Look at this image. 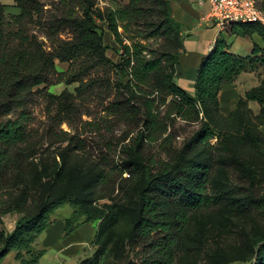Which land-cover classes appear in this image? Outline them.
Returning <instances> with one entry per match:
<instances>
[{"label": "rangeland", "instance_id": "obj_1", "mask_svg": "<svg viewBox=\"0 0 264 264\" xmlns=\"http://www.w3.org/2000/svg\"><path fill=\"white\" fill-rule=\"evenodd\" d=\"M161 1L167 4L161 9L160 0L149 1L151 23L155 25L149 28L141 23L130 35L135 38L141 33L142 38L135 41L147 46V59H161V71L150 74L145 84L130 86V79L121 77L117 65L122 48L106 22L98 21L108 62L93 61L87 52L68 63L56 60L51 85L35 88L24 111L18 109L2 119L15 120L22 112L27 116L24 142L8 150V158L21 162L22 168L12 171L10 185L0 189V231L12 234L18 222L40 212L50 194L66 189L74 197L54 208L48 216V228L58 230L62 222L66 231V222H70L78 230L92 218L100 219L87 223L93 227L94 236L78 254L47 251L44 232L29 250H13L0 257V264H21L43 251L47 257L38 264H157L154 243L162 238L161 233L140 240L134 229L140 193L148 180H156L162 173L176 175L186 153L198 161L208 160L201 163L208 164L207 193L214 204L190 213L173 264L256 263L257 252L264 248V146L243 141L233 156L223 150L224 136L209 140V153L199 145L202 121H188L178 115L177 99L165 83V76L171 75L176 84L186 36L182 28L180 37L151 33L163 22L167 7L178 0ZM37 2L39 15L25 19L22 25L13 22L14 16L5 15L7 31L24 26L48 51L61 42L75 41L71 29L59 26L53 35L51 27L67 14L83 18L77 1ZM91 2L106 18L113 9L127 8L130 0ZM259 3L264 8V0ZM124 40L132 45L128 35ZM236 45L238 51L247 47L242 41ZM250 121L264 135V117ZM224 122V132L241 138L243 129L237 122ZM23 195H27L26 203L18 208ZM167 211L172 215L173 209ZM18 253L22 254L20 260Z\"/></svg>", "mask_w": 264, "mask_h": 264}, {"label": "trees", "instance_id": "obj_2", "mask_svg": "<svg viewBox=\"0 0 264 264\" xmlns=\"http://www.w3.org/2000/svg\"><path fill=\"white\" fill-rule=\"evenodd\" d=\"M19 15L12 18L16 25H22L25 19L33 20L39 15L40 4L37 0H14ZM83 9V18L67 16L51 27L54 35L56 27L65 26L76 34L75 41L61 42L51 51L39 42L37 37L29 36L23 27L17 31H7L5 23V6L0 2V189L11 183L10 173L22 168L21 162L11 160L8 150L21 144L25 139V123L27 116L22 112L15 120L9 117L14 111H24L33 90L42 85L50 86V79L55 74L56 60L68 63L79 57L83 52L88 53L92 60L107 63L103 35L99 32L98 21H105L115 41L121 46V62L117 65L122 78H129L128 85L135 83L145 84L150 74L161 71V59L144 55L147 46L139 41L141 33L131 38L134 26L152 27L153 10L150 0H130L127 8H116L110 11L106 18L94 10L91 0H76ZM159 0H156L158 2ZM258 6L264 11L263 6ZM167 4L160 0V9ZM74 8H76L74 6ZM72 8L71 11L75 9ZM120 29L123 32H120ZM164 33L168 35H181V26L173 18V7H167L163 22L152 30V34ZM150 34L151 36H153ZM229 34L251 37L259 34L264 39V30L256 24H235L229 27ZM128 35L132 45L125 43L124 36ZM149 35V37H150ZM173 60L175 56L171 55ZM175 62V61H174ZM176 62L172 65L175 74ZM243 73H260L262 79L259 87L247 92L244 97L236 101V108L230 114L224 115L221 111L219 95L224 83H233ZM263 75V76H262ZM165 83L172 96L177 99V113L185 120L202 121L203 134L198 141L202 144L205 153H209V140L215 136H224V151L233 156L237 151V144L246 141L255 146H264V135L252 127L251 119L256 121L264 117V48L255 45L252 55L247 58L235 56L230 52L223 35L216 41L214 48L201 62L195 80V94L191 96L183 88L173 82V76H165ZM249 102H257L260 113L254 115L249 108ZM151 103V102H149ZM201 116V118H200ZM237 122L243 129L238 140L235 134L224 132L225 122ZM223 124V126H222ZM256 128V129H255ZM240 129L238 130L239 133ZM197 158V157H196ZM208 162L198 161L186 153L180 160L176 175L162 173L156 180H148L146 187L140 193V213L134 227L137 238L149 239L154 233H161L162 238L154 243L158 257L157 264H173L175 249L179 238L189 224L191 212L209 208L214 200L207 193ZM69 190L50 194L44 207L36 216H26L18 222L15 231L5 235L0 231V257H4L13 250H29L37 236L48 229V216L64 201L72 199ZM76 197V195H75ZM27 195H23L20 205H25ZM173 209L172 215L168 209ZM100 218H92L98 220ZM76 230L70 222H66L65 236ZM29 253V252H28ZM45 251L32 254L31 260L22 261L21 264H38ZM18 253L17 258L22 259ZM264 264V248L257 252L256 263Z\"/></svg>", "mask_w": 264, "mask_h": 264}, {"label": "crops", "instance_id": "obj_3", "mask_svg": "<svg viewBox=\"0 0 264 264\" xmlns=\"http://www.w3.org/2000/svg\"><path fill=\"white\" fill-rule=\"evenodd\" d=\"M0 2L5 6L6 15H19L20 10L16 8L14 0H0ZM208 8V3L201 4L200 0H178L173 6V18L180 24L186 36L185 51L180 58L175 81L176 85L183 88L190 95L195 94L196 75L202 60L209 55L221 35L224 36L229 45L230 52L241 58L250 57L255 45L264 48V39L259 34H254L251 37L231 35L229 34V28L227 32L225 30L219 33L218 28L205 20ZM231 39H235L232 44L229 43ZM239 41L247 46L244 49L240 48V51L237 50L236 45ZM261 79L260 73H243L235 82L222 84L219 95L222 113L224 115L230 114L233 110V104L238 98L244 97L247 92L259 87ZM252 103L257 106H252ZM249 108L254 115H258L261 110L257 102H249ZM59 225L58 230L48 228L45 231L43 239L47 251L58 249L57 252L63 253L66 251L70 254H78L81 248L89 244L91 237L94 236V229L89 224L80 227L68 237H65V224L63 225L60 222ZM46 257L47 253L41 260Z\"/></svg>", "mask_w": 264, "mask_h": 264}, {"label": "built area", "instance_id": "obj_4", "mask_svg": "<svg viewBox=\"0 0 264 264\" xmlns=\"http://www.w3.org/2000/svg\"><path fill=\"white\" fill-rule=\"evenodd\" d=\"M208 3L205 20L221 31L235 24H256L264 30V11L257 0H200Z\"/></svg>", "mask_w": 264, "mask_h": 264}]
</instances>
